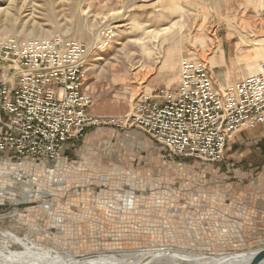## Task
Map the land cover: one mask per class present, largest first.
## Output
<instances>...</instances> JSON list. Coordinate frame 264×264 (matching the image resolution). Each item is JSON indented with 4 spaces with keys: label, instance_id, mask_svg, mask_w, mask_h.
I'll return each instance as SVG.
<instances>
[{
    "label": "rangeland",
    "instance_id": "rangeland-1",
    "mask_svg": "<svg viewBox=\"0 0 264 264\" xmlns=\"http://www.w3.org/2000/svg\"><path fill=\"white\" fill-rule=\"evenodd\" d=\"M256 1L0 0V37L60 36L89 49V113L106 122L74 160L40 166L22 180L8 182L0 172V253L33 254L36 247L43 264L156 249L222 258L264 248L261 153L243 149L234 167L226 149L216 164L167 159L141 131L108 125L124 120L141 94L175 90L183 59L205 61L220 91L256 74L264 0ZM229 32L234 52L224 45ZM170 52L175 59L167 65ZM0 69V87L15 81Z\"/></svg>",
    "mask_w": 264,
    "mask_h": 264
},
{
    "label": "built area",
    "instance_id": "built-area-1",
    "mask_svg": "<svg viewBox=\"0 0 264 264\" xmlns=\"http://www.w3.org/2000/svg\"><path fill=\"white\" fill-rule=\"evenodd\" d=\"M89 57L84 44L65 37H0V65L15 77L12 91L0 87V110L13 116L0 153L9 154L12 167L54 165L66 144L106 123L89 113ZM111 124L141 131L172 157L220 163L234 135L264 124V60L256 74L220 91L205 61L183 59L175 90L141 94L132 112Z\"/></svg>",
    "mask_w": 264,
    "mask_h": 264
},
{
    "label": "crops",
    "instance_id": "crops-1",
    "mask_svg": "<svg viewBox=\"0 0 264 264\" xmlns=\"http://www.w3.org/2000/svg\"><path fill=\"white\" fill-rule=\"evenodd\" d=\"M234 38H235V35L232 34L231 32L227 33L224 38V45L227 48L229 47L230 50L233 52L236 51L238 48V47H235V45H238V44L233 43ZM225 54L226 52L224 53L222 60H225V57H226ZM3 80H4V77L0 69V85L2 84ZM14 86H15L14 82L9 83L8 84L9 90L12 91ZM0 101H1V95H0ZM12 120H13L12 115L0 111V135H6L10 132ZM94 131H97L95 127H91L90 129H88L86 132L85 138L81 142L83 143L86 137H88V135H90ZM81 142L69 143L63 147V161L67 159H71V160L76 159L75 153H77V147L80 145ZM156 144L163 149L164 153L167 155L166 157L167 159L169 157L172 158V156L168 154V151L166 150L164 146L158 143ZM243 149L247 151V152L246 151L244 152V153H247L246 156H249V154L252 153V150H255L261 153L262 161L259 163L260 164L259 166H262V168L264 169V124L259 125L253 130L243 129L242 131L237 133L234 137H232V139L228 142L227 147H226V156H227L226 161L229 163L230 167H234V162H235L234 159L238 155L237 154L238 152L241 151L242 153ZM11 161L12 160L9 154L0 153V172H2L3 175H7L8 182L14 181L16 178L21 179V180L25 179V175L28 176V174L30 175L34 171V169L28 166H25L24 169L22 170H16L15 167H12ZM21 172L23 174H21ZM2 177L3 176H0V178Z\"/></svg>",
    "mask_w": 264,
    "mask_h": 264
},
{
    "label": "bare ground",
    "instance_id": "bare-ground-1",
    "mask_svg": "<svg viewBox=\"0 0 264 264\" xmlns=\"http://www.w3.org/2000/svg\"><path fill=\"white\" fill-rule=\"evenodd\" d=\"M255 6H260L263 4V0H257L255 2ZM254 6V7H255ZM261 45L264 46V40L260 42ZM90 52V51H89ZM264 60V53L261 54ZM174 54L170 52L167 55V59L165 61V64L171 65L174 62ZM176 66V65H174ZM248 67L250 68L249 70L254 72L255 66L253 63H249ZM59 178V177H58ZM34 196H30V200H32ZM29 200V201H30ZM130 203V201H129ZM131 206H136V203L131 201L130 203ZM52 205L48 204L45 207L50 210H52ZM24 247V246H23ZM26 249V247H24ZM34 252L33 254H30L29 251L25 253H19V255H11L9 253H0V264H39L36 262L35 255L38 254L39 249L38 248H33ZM42 254L43 258L48 256L46 254ZM102 255V254H99ZM105 256V257H104ZM108 256V257H107ZM103 255V256H97L93 259H90V261L93 264H108L110 262H113L116 259H121L122 262L117 263V264H148L147 260L151 263L149 264H247L249 261V256L248 255H243L242 257L238 258L236 254L228 255L222 258H205L201 256H195V255H190V254H183L179 253L176 254L174 252H169L164 251V250H154V251H139V252H121V257L118 258L116 254H111V255ZM238 258V259H237ZM234 259V260H230ZM46 263L43 264H62L66 262H58V261H50L48 259L45 260ZM84 261V262H88Z\"/></svg>",
    "mask_w": 264,
    "mask_h": 264
},
{
    "label": "water",
    "instance_id": "water-1",
    "mask_svg": "<svg viewBox=\"0 0 264 264\" xmlns=\"http://www.w3.org/2000/svg\"><path fill=\"white\" fill-rule=\"evenodd\" d=\"M3 237H4V235H3ZM174 253H176V252H174ZM176 254H179V253H176ZM11 255H19V253H11ZM103 255L107 256V255H111V254L103 253L102 255L97 254V255H91V256H87V257L84 256V257H81L79 259H74L72 262H66V263H62V264H81V263H84V261H88V260L93 259L97 256H103ZM236 255L239 256L238 258L242 257L243 255H248L249 261L247 264H264V248H261L259 250L252 251V252L239 253ZM230 260H234V259H230Z\"/></svg>",
    "mask_w": 264,
    "mask_h": 264
}]
</instances>
